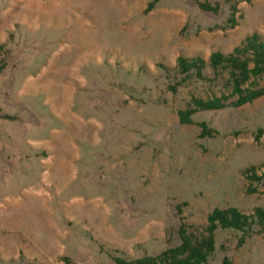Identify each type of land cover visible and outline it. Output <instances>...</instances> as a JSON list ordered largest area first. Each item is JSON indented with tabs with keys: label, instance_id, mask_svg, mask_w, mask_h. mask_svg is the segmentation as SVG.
Returning <instances> with one entry per match:
<instances>
[{
	"label": "rangeland",
	"instance_id": "1",
	"mask_svg": "<svg viewBox=\"0 0 264 264\" xmlns=\"http://www.w3.org/2000/svg\"><path fill=\"white\" fill-rule=\"evenodd\" d=\"M150 1L0 0V264H115L177 245L216 208L264 207V178L244 172L263 171L264 96L181 122L192 96L225 89L180 81L176 63L264 37V0ZM257 230L238 244L217 228L209 264H264Z\"/></svg>",
	"mask_w": 264,
	"mask_h": 264
},
{
	"label": "trees",
	"instance_id": "2",
	"mask_svg": "<svg viewBox=\"0 0 264 264\" xmlns=\"http://www.w3.org/2000/svg\"><path fill=\"white\" fill-rule=\"evenodd\" d=\"M155 1H150L146 10H150ZM195 1L201 10L218 12L217 2L211 4L208 1ZM236 12L237 7L234 4L231 5L224 27L232 28L237 24ZM176 63L181 75L180 81L184 82L192 76L201 82L220 78L223 80L225 89L219 95L206 99L192 96L186 109L179 112L181 122H190V116L195 111L220 109L227 105L238 107L264 96V37L257 32L247 35L230 52L215 50L207 59L200 56L179 55ZM3 67L4 62H0V72ZM207 69L211 70V77L207 76ZM172 89L174 90L175 87ZM5 117L8 116L5 115ZM261 132L262 130L259 129L256 140H259ZM206 133L209 131L202 125V134ZM260 167L263 169L261 174L256 172L255 166L246 168L244 171L246 178L253 182H261L264 178V163ZM247 190L248 192L257 191L252 185H249ZM256 226H258L257 233H264V207H255L251 214H246L234 207L216 208L207 215L206 224L202 229L190 230L189 226L181 223L178 228L180 241L175 246L165 248L154 255L136 258L113 256L112 258L115 264H209V259L215 250L214 232L217 228L240 231L242 234L238 240L240 244ZM64 261L65 264H72L69 258H64ZM220 264H233V261L230 256L223 255Z\"/></svg>",
	"mask_w": 264,
	"mask_h": 264
}]
</instances>
